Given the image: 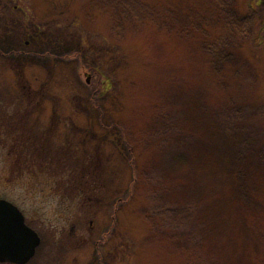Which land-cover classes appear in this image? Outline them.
<instances>
[{"label":"rangeland","instance_id":"rangeland-1","mask_svg":"<svg viewBox=\"0 0 264 264\" xmlns=\"http://www.w3.org/2000/svg\"><path fill=\"white\" fill-rule=\"evenodd\" d=\"M246 3L0 0V197L40 237L24 264H168L143 178L156 167L164 199L220 216L225 264H264V45ZM170 103L194 139L165 164L151 114ZM232 108L245 117L222 127Z\"/></svg>","mask_w":264,"mask_h":264},{"label":"trees","instance_id":"trees-1","mask_svg":"<svg viewBox=\"0 0 264 264\" xmlns=\"http://www.w3.org/2000/svg\"><path fill=\"white\" fill-rule=\"evenodd\" d=\"M134 1L137 3V6L143 3V0ZM168 1L169 4L170 2H173V0ZM246 8L252 11H261L260 13H256L259 15L258 31L263 33L262 44L264 45V0H247ZM137 9L139 12L150 11L148 6L143 8L139 6ZM30 36L34 40L38 41L45 40L44 38H46L40 36L42 38L40 39L37 32H30ZM104 44L107 47L111 46L108 40H104ZM106 52L107 54H110L108 49ZM89 57H91L90 61L92 63L95 62L92 55H89ZM100 64L101 63L98 64L96 70H99L101 66ZM114 79H116V76H114L112 73H108L103 80L97 82V87H94L90 90L89 102L91 109L100 108V94L103 90L108 89V84L106 83H110ZM175 105V103H170L168 105L157 107L159 109L153 110L151 114L152 116L159 114L158 119L155 120V128L152 131L151 139L154 141L156 140L157 144H159L158 146L163 153V162L165 164L172 163V157L175 154L184 152V141L191 142L194 139L192 135L183 132V130L179 128V125L176 121L180 115L178 111H176ZM216 117L222 127L232 128L234 122H238L243 117H245V112L243 109L232 108L230 110L219 112ZM159 121L160 123L157 125ZM258 134L264 136V133L262 132H258L257 137ZM176 135L178 138L181 137V140L180 138L179 140H175L176 138L174 137H176ZM239 148L242 151L244 149L242 144ZM263 148L264 147H261L262 150H264ZM162 176V169L160 167H156L143 175V178L147 179L144 181V183H150L151 186L143 187L142 184L138 185V181L137 185L132 183V186L135 189L139 188V190L141 189L143 191L147 187L145 192L152 203L150 206H148V211L157 221V224L153 225L154 227H152V231L154 232L153 234L159 233V235L164 236L167 239L170 245L172 243L171 246H177L169 247L171 251V260L168 264H225L224 258L219 255L220 248L217 242L222 239V225L219 223L220 216L218 215V218H215V221L212 222L203 219L201 220L198 216L200 204L195 203V201L175 204L164 199L160 191V186L162 185ZM136 178L141 180L143 179L142 176ZM262 218H264V214L260 215V223ZM256 221H259V217L256 219ZM256 238L257 236L255 239ZM252 259L253 262L257 264L256 257L254 256Z\"/></svg>","mask_w":264,"mask_h":264},{"label":"water","instance_id":"water-1","mask_svg":"<svg viewBox=\"0 0 264 264\" xmlns=\"http://www.w3.org/2000/svg\"><path fill=\"white\" fill-rule=\"evenodd\" d=\"M39 243V235L25 223L18 207L0 198V262L24 264Z\"/></svg>","mask_w":264,"mask_h":264}]
</instances>
